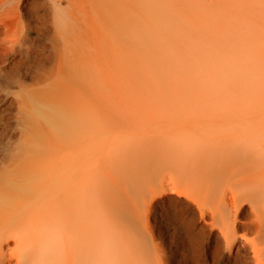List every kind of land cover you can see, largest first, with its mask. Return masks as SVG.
<instances>
[{
  "label": "bare ground",
  "instance_id": "obj_1",
  "mask_svg": "<svg viewBox=\"0 0 264 264\" xmlns=\"http://www.w3.org/2000/svg\"><path fill=\"white\" fill-rule=\"evenodd\" d=\"M0 74V264H137L127 173L264 264V0H0Z\"/></svg>",
  "mask_w": 264,
  "mask_h": 264
},
{
  "label": "rangeland",
  "instance_id": "obj_2",
  "mask_svg": "<svg viewBox=\"0 0 264 264\" xmlns=\"http://www.w3.org/2000/svg\"><path fill=\"white\" fill-rule=\"evenodd\" d=\"M22 10L27 18L38 24L35 14L27 6L24 5ZM52 36L51 26L31 31L32 42L38 48L39 57L49 55ZM8 71L12 70L9 68ZM1 78L0 74V85L5 84ZM27 81H31L30 77ZM163 126H143V131L155 129L160 132L172 128L170 123H164ZM160 143L161 147H156L155 151L163 157L169 148L163 140ZM138 144L136 150L142 154ZM136 159L137 170L142 168L145 171L149 164L141 161L137 155ZM111 170L115 171L113 167ZM136 176H132L134 184L128 180V173L119 177L123 190L117 206L120 212L129 213L137 223V253L133 251L137 254V264H243L245 251L236 248L230 252L224 238L223 225L214 218L213 209L199 206L188 197L170 190L148 202L138 200L140 189L147 185V175ZM91 228L98 233L94 223H91Z\"/></svg>",
  "mask_w": 264,
  "mask_h": 264
}]
</instances>
